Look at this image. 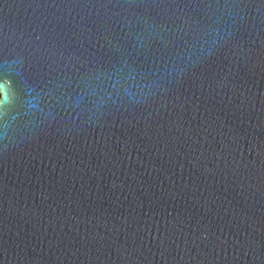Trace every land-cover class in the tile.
Wrapping results in <instances>:
<instances>
[{
  "label": "water",
  "instance_id": "95a60500",
  "mask_svg": "<svg viewBox=\"0 0 264 264\" xmlns=\"http://www.w3.org/2000/svg\"><path fill=\"white\" fill-rule=\"evenodd\" d=\"M0 264H264V0H0Z\"/></svg>",
  "mask_w": 264,
  "mask_h": 264
},
{
  "label": "snow or ice",
  "instance_id": "6c2138e0",
  "mask_svg": "<svg viewBox=\"0 0 264 264\" xmlns=\"http://www.w3.org/2000/svg\"><path fill=\"white\" fill-rule=\"evenodd\" d=\"M3 91H4L3 86L0 85V93H2Z\"/></svg>",
  "mask_w": 264,
  "mask_h": 264
}]
</instances>
